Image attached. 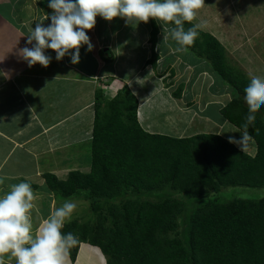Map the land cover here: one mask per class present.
I'll return each mask as SVG.
<instances>
[{
    "label": "trees",
    "instance_id": "obj_1",
    "mask_svg": "<svg viewBox=\"0 0 264 264\" xmlns=\"http://www.w3.org/2000/svg\"><path fill=\"white\" fill-rule=\"evenodd\" d=\"M150 25L148 64L154 65L159 28L153 19ZM193 26L184 23L185 30ZM196 30L187 52L203 59L229 90L219 113L243 132L250 78L229 64L214 36ZM137 105L126 85L112 99L96 90L88 173L70 172L64 181L44 177L56 200H83L92 216L65 224L63 233L79 240L69 261L83 243L98 248L105 264H264V198L222 201L214 195L222 188L264 187V106L248 127L256 146L250 156L214 134H148L138 124Z\"/></svg>",
    "mask_w": 264,
    "mask_h": 264
},
{
    "label": "crops",
    "instance_id": "obj_2",
    "mask_svg": "<svg viewBox=\"0 0 264 264\" xmlns=\"http://www.w3.org/2000/svg\"><path fill=\"white\" fill-rule=\"evenodd\" d=\"M39 1L0 0V177L5 178L0 190L7 191L10 185L20 182L31 185L37 195L33 211L37 234L57 201L44 177L49 174L64 181L70 171L82 167V149L90 148L94 92L106 81L116 79L122 88L127 86L137 100L138 124L148 134L176 139L214 134L228 141L230 137L241 139L237 134L242 132L219 113L230 99L229 90L204 61L200 63L187 51L174 53V40L169 32L163 33L161 26H165L156 21L160 37L154 44L157 55L154 65L148 64L150 20L132 25L123 18L109 22L97 16L95 27L87 31L93 49L87 51V46H82L78 63H71L69 55L57 61L55 52L46 49L45 54L51 57L49 66L29 67L20 49L32 47L26 43L27 35L37 23L45 27L51 23L45 15L51 16L52 9L40 8ZM228 1L232 0L222 2ZM237 1L257 3V0ZM214 2L204 0L205 6L193 22L221 43L222 35L209 30L212 18H222L223 5L219 7ZM233 10L238 11L228 8L227 14L234 15ZM257 14L258 21L264 20L263 8ZM257 30H264V25ZM167 68L170 69L165 73ZM223 98L227 100L222 102ZM210 106H216V115L207 110ZM232 144L250 156L255 154L253 140L245 149ZM89 167L82 173H88ZM6 264H15V259H6ZM66 264H71L69 259ZM74 264H104V261L98 248L82 243Z\"/></svg>",
    "mask_w": 264,
    "mask_h": 264
},
{
    "label": "clouds",
    "instance_id": "obj_3",
    "mask_svg": "<svg viewBox=\"0 0 264 264\" xmlns=\"http://www.w3.org/2000/svg\"><path fill=\"white\" fill-rule=\"evenodd\" d=\"M204 6V0H49L52 14L45 15V19H50V25L45 27L37 23L27 35L26 43L32 47L20 49V55L29 67L49 66L51 57L45 54L46 49L55 52L57 61L69 55L71 63H78L82 46L86 45L87 51L93 49L87 31L95 27L97 16L109 22L116 17L123 18L126 24L132 25L148 23L150 19L172 24L174 27L166 30L178 45L173 52H186L194 44L198 32L197 26L185 30L184 23L193 22ZM109 85L114 89L105 92L101 88ZM121 89L116 79L99 85L105 97L111 96L108 99ZM244 93L249 111L247 122L242 126L241 139L229 138L230 143L242 148L253 139L248 127L255 121L254 113L264 106V75H252ZM4 180L0 177V185ZM36 200L37 195L27 182L10 185L7 191L0 190V264L12 258L15 264H66L70 250L78 245L75 235L62 231L71 221L76 203L65 200L62 206L53 208L37 234L33 228Z\"/></svg>",
    "mask_w": 264,
    "mask_h": 264
},
{
    "label": "rangeland",
    "instance_id": "obj_4",
    "mask_svg": "<svg viewBox=\"0 0 264 264\" xmlns=\"http://www.w3.org/2000/svg\"><path fill=\"white\" fill-rule=\"evenodd\" d=\"M218 2L219 7L223 5V10L220 12L222 18H212L209 23V30L217 35H222L223 42L221 45L224 47L229 64L231 66L237 67L239 70L243 71L248 78L252 75H264V30H257V27H262L264 25V20L258 21L259 14L257 12L264 9V0H257V3L244 2L239 3L237 0L228 1L226 3L223 0H215ZM248 1V0H246ZM216 2H214L216 4ZM233 3V4H232ZM241 4L243 7H241ZM239 5V6H238ZM213 5V9H214ZM238 6V7H237ZM216 8V7H215ZM232 10L233 8L238 10L234 11V15L227 14V9ZM242 8V9H241ZM241 10V11H239ZM246 10L245 12H242ZM217 12H214V16H217ZM229 15V16H228ZM261 15V12H260ZM228 17V18H227ZM262 17V15H261ZM194 24V22H192ZM165 26V25H164ZM161 30L164 29L163 33L167 35L169 27L161 26ZM239 34V35H236ZM157 37L160 35L158 33ZM164 40L165 37H164ZM175 48L178 47L174 41L172 44ZM184 53V52H182ZM196 57L195 55H193ZM201 63L204 60L196 57ZM170 68L165 69L168 70ZM222 88V87H221ZM224 90V89H223ZM226 91V90H224ZM223 92V91H222ZM230 92H228L229 96ZM229 98V97H228ZM227 98H223L222 102L226 101ZM216 106H210L207 110L210 113L216 115ZM237 137L241 138V135L237 134ZM247 145H249L247 143ZM242 148L241 145H239ZM245 145L242 149H245ZM83 159H81L80 170L70 171V172H84L86 166H90V148H83ZM87 154V155H86ZM69 172V173H70ZM68 173V174H69ZM216 195L222 201H231L235 199H246V200H259L264 198V187L250 188V187H234V188H222L221 191ZM76 203L77 207L73 213L72 219H77L79 223L86 222L87 220H92V216L88 212L87 202L83 200H71ZM64 203V200L60 199L56 201L55 207H60ZM196 204L195 202H192ZM71 219V220H72ZM103 258V256H102ZM104 261V258H103ZM71 264H74L71 263ZM105 264V261H104Z\"/></svg>",
    "mask_w": 264,
    "mask_h": 264
},
{
    "label": "built area",
    "instance_id": "obj_5",
    "mask_svg": "<svg viewBox=\"0 0 264 264\" xmlns=\"http://www.w3.org/2000/svg\"><path fill=\"white\" fill-rule=\"evenodd\" d=\"M101 88H102L105 92H108L109 90L114 89L112 85H109V86H102Z\"/></svg>",
    "mask_w": 264,
    "mask_h": 264
}]
</instances>
